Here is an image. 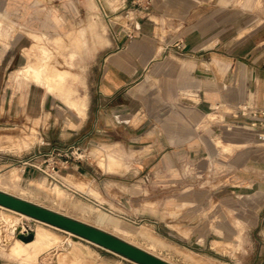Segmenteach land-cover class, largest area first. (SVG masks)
Masks as SVG:
<instances>
[{
  "label": "rangeland",
  "instance_id": "1",
  "mask_svg": "<svg viewBox=\"0 0 264 264\" xmlns=\"http://www.w3.org/2000/svg\"><path fill=\"white\" fill-rule=\"evenodd\" d=\"M120 6L121 0H0V176L12 180L11 171L16 168L26 190L5 184L0 188L106 229L175 264H264V233L240 219V208L218 205V233L201 237L191 235V229L178 233L175 217L179 207L171 209L151 198L142 204L150 212L149 219L135 221L129 182L119 179L135 172L134 164L146 149L103 140L92 123L84 129L92 132L88 138L86 131L69 133L80 126L90 99L98 98L100 61L113 44L114 26L139 14L132 5L121 10ZM73 100L82 104L71 105ZM91 137L93 142L88 145ZM76 141L82 142L90 158L72 163L84 162L94 168L91 173L103 177L104 185L99 186L85 171L70 174L72 163L56 172L58 179L33 165L24 166L22 159L34 153H45L40 163L57 146ZM112 152L122 157L121 169L115 167ZM129 154L133 155L130 159ZM214 173L205 169L199 174L202 179H214ZM188 174L192 177L194 171ZM79 177L87 185L74 181ZM160 209L170 212V227L159 219ZM18 228L33 230L34 237L23 240L17 236ZM39 233L47 236L44 241H38ZM0 264L140 263L0 203Z\"/></svg>",
  "mask_w": 264,
  "mask_h": 264
},
{
  "label": "crops",
  "instance_id": "2",
  "mask_svg": "<svg viewBox=\"0 0 264 264\" xmlns=\"http://www.w3.org/2000/svg\"><path fill=\"white\" fill-rule=\"evenodd\" d=\"M121 1L120 10L134 4ZM150 8L114 26L100 61L98 98L69 133L86 131L88 138L92 132L84 129L92 123L103 140L146 149L137 170L119 179L129 182L134 215L150 217L144 199L165 202L179 207L178 233L191 229L201 237L218 233L223 205L240 208V219L264 233V144L249 138L238 108L264 100V0H152ZM179 39L181 50L174 46ZM198 160L201 168L212 161L214 179L188 175V164ZM70 166V174L85 171L104 185L84 162ZM157 215L170 227L168 210Z\"/></svg>",
  "mask_w": 264,
  "mask_h": 264
},
{
  "label": "water",
  "instance_id": "3",
  "mask_svg": "<svg viewBox=\"0 0 264 264\" xmlns=\"http://www.w3.org/2000/svg\"><path fill=\"white\" fill-rule=\"evenodd\" d=\"M0 203L10 208L27 213L34 218L48 221L73 233L89 238L105 247L118 251L140 264H174L120 236L86 221L74 218L50 207L38 204L26 198L0 189ZM34 231L17 230V236L25 241L34 237Z\"/></svg>",
  "mask_w": 264,
  "mask_h": 264
},
{
  "label": "built area",
  "instance_id": "4",
  "mask_svg": "<svg viewBox=\"0 0 264 264\" xmlns=\"http://www.w3.org/2000/svg\"><path fill=\"white\" fill-rule=\"evenodd\" d=\"M132 2L134 4L130 8H135V10H139L138 15H147L150 12L152 0H132ZM138 15L135 16V18L138 17ZM135 18L129 17L130 20ZM182 42L183 39H179L175 42L174 46H176L178 50H181ZM238 108L239 112L244 116V120L249 129V138L255 142L264 144V100L262 103H257L254 100L243 101L238 105ZM44 154L45 153L41 152L34 153L28 158L22 159L24 166L26 167L27 165H33L35 168L47 172L48 175L55 179H58L56 172H58L62 167L69 166L73 161L85 160L89 156L86 152L85 146L82 144L81 141H76L62 147L57 146L51 153L48 154V157H44L43 160L39 163V158L42 157ZM45 161H47L46 168L43 167V162ZM199 161L200 160L188 164V171H194L193 176L200 177L199 173L203 172L205 169L214 171L212 161L209 164H206L203 168H201L197 164V162ZM48 169H51L52 172L48 171ZM146 175V177L150 176L149 173H147ZM133 219L135 221H142L147 220L149 218L143 215H135V218Z\"/></svg>",
  "mask_w": 264,
  "mask_h": 264
},
{
  "label": "bare ground",
  "instance_id": "5",
  "mask_svg": "<svg viewBox=\"0 0 264 264\" xmlns=\"http://www.w3.org/2000/svg\"><path fill=\"white\" fill-rule=\"evenodd\" d=\"M73 102H74V104H76L77 106H79V104H82V102H77V101H74L73 100ZM81 108V107H80ZM84 111V110H83ZM3 138V137H2ZM96 149V148H95ZM99 150V149H98ZM97 150V151H98ZM96 151V152H97ZM8 171H10V170H8ZM12 172V174H13V178H12V180H4L1 176H0V184L2 185V184H5V185H9V186H12V187H14V189L16 188L17 190L18 189H20V190H22V191H24V190H26L20 183H19V179H20V177H21V171H19V170H17L16 168H13V170L11 171ZM9 173V172H8ZM6 174V173H5ZM10 174V173H9ZM3 176V175H2ZM10 178H11V176H10ZM74 181L76 182V183H78L79 185H83L84 184V182H86L85 181V179H82V178H74ZM5 187V186H4ZM7 187V186H6ZM5 187V188H6ZM9 188V187H8ZM0 189H2V188H0ZM34 189V188H33ZM3 190H7V189H3ZM9 192V191H8ZM23 197V196H22ZM28 199V198H27ZM8 207V206H7ZM60 211V210H59ZM19 212V211H18ZM21 212V214H24V215H29V214H27V213H24V212H22V211H20ZM65 213V212H64ZM31 216V215H30ZM33 217V216H32ZM34 218V217H33ZM35 219H37V218H35ZM38 220H41V219H38ZM53 224V223H52ZM106 230V229H105ZM71 231V230H70ZM112 233V232H111ZM114 234V233H113ZM39 235H40V237H39V242H41V241H44V239H45V237H47L44 233H39ZM116 235V234H115ZM118 236V235H117ZM121 238H122V236H121ZM125 240H127V239H125ZM128 241H130V240H128ZM130 242H132V241H130ZM135 244V243H134ZM73 245V244H72ZM136 245H138V246H140L139 244H136ZM141 247V246H140ZM218 247V246H217ZM143 248V247H142ZM146 250H148L149 251V249H146ZM77 251H78V249H77ZM84 251V250H83ZM151 252V251H150ZM78 253H79V251H78ZM152 253H154V252H152ZM85 254V253H84ZM154 254H156V253H154ZM156 255H158V254H156ZM79 256H81V255H79ZM158 256H160V255H158ZM160 257H162V258H164L163 256H160ZM164 259H166V258H164ZM86 260V259H85ZM166 260H168V259H166ZM169 261V260H168ZM171 262V261H170ZM172 263H173V261H172ZM178 263V262H177ZM175 264V263H174Z\"/></svg>",
  "mask_w": 264,
  "mask_h": 264
}]
</instances>
